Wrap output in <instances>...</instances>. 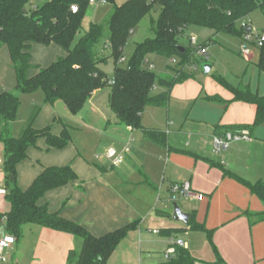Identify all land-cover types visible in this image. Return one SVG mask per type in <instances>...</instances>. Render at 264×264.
<instances>
[{
	"label": "crops",
	"instance_id": "1",
	"mask_svg": "<svg viewBox=\"0 0 264 264\" xmlns=\"http://www.w3.org/2000/svg\"><path fill=\"white\" fill-rule=\"evenodd\" d=\"M65 56L54 44L32 45L27 76ZM248 57L252 58L251 52ZM15 87L9 53L2 46L0 94L12 93ZM109 94L108 88L95 91L77 115L61 102L45 104L40 91L19 96L16 121L5 135L0 118V214L9 211L1 138H17L27 126L37 131L49 128L58 136L64 124L70 142L57 150L39 138L17 165L16 184L26 190L44 169L69 166L77 181L47 192L39 206L95 237L137 222L107 264H158L152 261V246L164 240V258L170 238L186 244L195 264H264V221L254 217L264 212V205L250 190L264 181V135L254 129L249 131V142L232 143L218 154L212 150L214 137L252 125L255 107L234 102L232 94L213 79L191 74L172 87L166 108L148 107L141 115V127L163 134V144L119 123L109 108ZM110 148L119 153L128 150L117 168L105 158ZM174 184L189 185L194 197L177 199L189 219L211 232V242L206 233L190 230L188 222L171 219ZM189 233L203 235L199 246L189 240ZM80 248L81 243L70 235L26 225L6 252V262L0 264H68L69 252Z\"/></svg>",
	"mask_w": 264,
	"mask_h": 264
},
{
	"label": "trees",
	"instance_id": "2",
	"mask_svg": "<svg viewBox=\"0 0 264 264\" xmlns=\"http://www.w3.org/2000/svg\"><path fill=\"white\" fill-rule=\"evenodd\" d=\"M36 1L0 0V47L8 50L16 80L14 92L0 94L2 134L5 135L9 126L16 121L19 96L22 94L40 91L45 104L61 102L71 115H77L95 91L108 88L109 108L117 121L132 130L143 132L147 139L163 144V134L141 127V115L148 107L166 108L172 87L190 78L191 73L185 72L179 79L177 76L171 80L157 78L147 67L150 64L147 57L150 54L168 59L178 57L181 65H186L194 51L191 54L183 47L185 53L182 55L177 47L180 46L178 39L188 27H205L215 32L235 34L242 39L244 29L240 26L236 30V23L263 6V0H126L120 6H116L115 0H93L96 5L113 6L108 19V44L104 48L111 51L110 57L115 62L123 58L124 48L134 29L153 9H158V18L151 28L154 37L137 44L127 66L115 67L114 77L109 80L101 69L107 58L94 51L102 35L101 28L92 24L81 35L86 13L91 6L90 0H50L41 5H37ZM72 8H76L75 13ZM77 36L79 38L74 43ZM35 44H54L66 56L47 68L39 69L33 77H28L30 50ZM256 49L258 57L255 66L264 74V42ZM213 79L232 94L234 102L255 107L253 124L237 131H252L264 125V94L253 93L248 86H230L219 77ZM112 80L113 84L110 83ZM156 83L162 91L152 95ZM212 101L221 102L219 98ZM62 127L58 136L51 134L49 128L37 131L27 126L17 138H1L4 146L5 199L9 211L0 214V228L15 241L20 239L21 230L26 225L70 235L82 243L79 252H69L68 264H107L119 244L136 229L137 222L95 237L82 226L62 218L59 213H49L46 207L39 206L38 201L47 192L77 181L75 172L69 166L44 169L26 190H20L16 184V167L27 158V150L35 147L39 138H44L49 148L57 150L70 142L67 126L63 124ZM250 190L264 205V181L251 186ZM254 217L257 222H262L264 212ZM188 227L206 233L211 242V232H205L192 217ZM195 263V258L187 249L177 248L171 260L158 264Z\"/></svg>",
	"mask_w": 264,
	"mask_h": 264
},
{
	"label": "rangeland",
	"instance_id": "3",
	"mask_svg": "<svg viewBox=\"0 0 264 264\" xmlns=\"http://www.w3.org/2000/svg\"><path fill=\"white\" fill-rule=\"evenodd\" d=\"M49 1L50 0H38L36 1V4L41 5ZM125 1L126 0H115V4L116 6H120ZM112 12L113 6L111 5H91L86 13L81 31L82 35L83 32L88 31L90 25L92 24L101 28L102 35L99 42L94 47V51L97 55L107 58L106 63L101 66V69L106 73L109 80L114 77L115 67L125 68L127 66L129 58L131 57L137 44L154 37L151 31L152 23L158 18V9L155 8L134 29L124 48L123 58L115 62L110 57L111 51L104 48L108 44V19ZM242 24H246L248 27H251L252 34L255 36H259L264 33V0L262 7L254 9L247 17L236 23V30ZM253 35L250 36V41L247 43L243 42V40L235 34L215 32L205 27L190 26L178 39V43L180 46L188 49L191 54L196 47L207 45L206 55L204 57H199L193 53L190 57V61L186 63V65H181V60L178 57L168 59L156 54H150L147 57V61L150 63L147 67H150L151 71L157 78L171 80L177 76L179 79L184 76L185 72L191 73L195 77L210 78L211 80L214 77H219L230 86H248L253 93L263 95L264 74L260 73L255 66L258 51L252 44L253 42H256L255 36ZM78 38L79 36L76 37L74 43H76ZM192 39L195 40V45H191ZM241 45H244L251 52L252 58H247L240 54ZM205 66L211 67L208 74H204L203 72ZM179 71L180 73L177 74ZM161 91V87L156 83L155 89L152 91V95L159 94ZM104 95L106 94L104 93L101 96ZM256 130L262 132L264 135V126L257 127ZM174 203L178 205L183 212V206L178 199L175 200ZM189 235V240L192 238V242H196L197 246H199L201 238L204 239L203 235L200 234L189 233ZM180 237L185 239L187 238L183 235H180ZM77 240L82 243L80 239ZM163 243L164 240L156 241L155 245L152 246V261L160 263L164 260L162 256V251L164 250ZM79 251L80 250L77 252ZM142 258L143 261H145L144 254L142 255Z\"/></svg>",
	"mask_w": 264,
	"mask_h": 264
},
{
	"label": "built area",
	"instance_id": "4",
	"mask_svg": "<svg viewBox=\"0 0 264 264\" xmlns=\"http://www.w3.org/2000/svg\"><path fill=\"white\" fill-rule=\"evenodd\" d=\"M91 5H96V3L93 0H90ZM72 12H76V8H72ZM248 26L246 24H242L241 28L244 30ZM252 30L249 34H245L242 37L243 42H249L250 36H252ZM256 42H253L252 44L255 45L256 48L261 47L262 43L264 42V33L259 36H255ZM191 45H195V40H191ZM206 46H198L194 49V53L199 57H204L206 55ZM240 54L244 57H248L250 55V51L244 46H240ZM113 84V80L110 82ZM250 141V135L248 130H239L235 132H229L226 133L222 137H214L212 141V150L214 154H218L222 151H225L232 143L236 142H249ZM128 150H125L122 153L117 152L116 150L110 148L106 150L105 152V158L110 162L111 166L113 168H117L120 166L124 161V154ZM171 192V201L174 202L177 200V198H192L194 197L191 193V190L189 188L188 184H174L170 188ZM154 234H158L157 231L153 232ZM15 239L12 236L5 235L2 238H0V263L6 262V252L14 245ZM177 248H183L187 249L186 244H184L181 240L170 238V246L164 253V259L166 261L171 260L175 256V251Z\"/></svg>",
	"mask_w": 264,
	"mask_h": 264
},
{
	"label": "water",
	"instance_id": "5",
	"mask_svg": "<svg viewBox=\"0 0 264 264\" xmlns=\"http://www.w3.org/2000/svg\"><path fill=\"white\" fill-rule=\"evenodd\" d=\"M251 31L250 27H247L244 30L245 34H249ZM177 51L180 54H184L185 53V49L183 47H177ZM211 70L210 66H205L203 69L204 74H208ZM173 221L175 222H181L183 224H187L189 216L184 214L181 209L178 207V205H176L175 203L173 204V215H172ZM4 236V230L3 228H0V238H2Z\"/></svg>",
	"mask_w": 264,
	"mask_h": 264
}]
</instances>
